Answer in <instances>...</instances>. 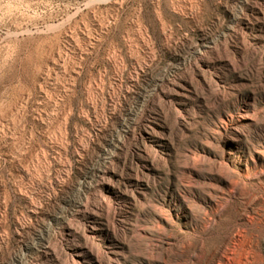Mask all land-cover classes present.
Returning a JSON list of instances; mask_svg holds the SVG:
<instances>
[{
  "label": "rangeland",
  "instance_id": "rangeland-1",
  "mask_svg": "<svg viewBox=\"0 0 264 264\" xmlns=\"http://www.w3.org/2000/svg\"><path fill=\"white\" fill-rule=\"evenodd\" d=\"M0 264H264V0H0Z\"/></svg>",
  "mask_w": 264,
  "mask_h": 264
}]
</instances>
